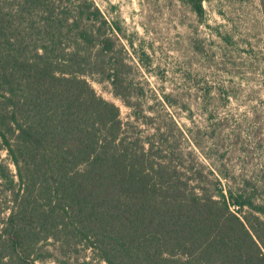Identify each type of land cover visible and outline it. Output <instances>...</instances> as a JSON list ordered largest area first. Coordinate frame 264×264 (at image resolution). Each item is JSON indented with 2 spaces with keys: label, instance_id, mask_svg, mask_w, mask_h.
<instances>
[{
  "label": "trees",
  "instance_id": "1",
  "mask_svg": "<svg viewBox=\"0 0 264 264\" xmlns=\"http://www.w3.org/2000/svg\"><path fill=\"white\" fill-rule=\"evenodd\" d=\"M121 37L94 0H0V264H264V166L230 170L215 122L154 124Z\"/></svg>",
  "mask_w": 264,
  "mask_h": 264
},
{
  "label": "rangeland",
  "instance_id": "2",
  "mask_svg": "<svg viewBox=\"0 0 264 264\" xmlns=\"http://www.w3.org/2000/svg\"><path fill=\"white\" fill-rule=\"evenodd\" d=\"M94 1L121 27L120 40L130 56L128 61L139 90L136 99L148 114L155 116L154 124L172 126L175 120L190 126L194 120L205 127L215 122L219 125L215 142L226 150L224 161L229 169L253 184L262 182L261 0H205L202 18L181 0ZM92 83L100 95L120 107L125 120L130 117L132 108L114 95L108 81L94 79ZM201 136L205 146L212 140L205 132ZM0 158L10 162L5 149H0ZM201 158L205 160L202 155ZM91 254L82 252L83 257L71 264H83ZM43 264L64 263L51 257Z\"/></svg>",
  "mask_w": 264,
  "mask_h": 264
}]
</instances>
